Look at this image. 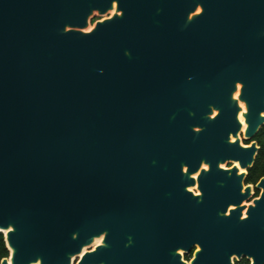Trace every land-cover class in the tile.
I'll use <instances>...</instances> for the list:
<instances>
[{
    "label": "water",
    "instance_id": "water-1",
    "mask_svg": "<svg viewBox=\"0 0 264 264\" xmlns=\"http://www.w3.org/2000/svg\"><path fill=\"white\" fill-rule=\"evenodd\" d=\"M262 125L264 0H0V264H264Z\"/></svg>",
    "mask_w": 264,
    "mask_h": 264
},
{
    "label": "flooded vegetation",
    "instance_id": "flooded-vegetation-1",
    "mask_svg": "<svg viewBox=\"0 0 264 264\" xmlns=\"http://www.w3.org/2000/svg\"><path fill=\"white\" fill-rule=\"evenodd\" d=\"M263 126V125H262ZM261 126V127H262ZM260 127V128H261ZM259 131V130H258ZM257 134V133H256ZM255 134V135H256ZM240 135H242V134H240ZM240 135H239V137H240ZM255 137V136H254ZM254 137L252 138V139H245L244 137H243V139H244V143H242V144H245V145H248L250 142H252V141H255L254 140ZM255 143H256V141H255ZM257 144V143H256ZM258 146V145H257ZM259 147V146H258ZM227 163V162H226ZM254 163V162H253ZM232 166H234V163H232V164H227L226 166H222V164L220 165V167L221 168H223V169H229V168H231ZM252 166H253V164H252ZM251 166V167H252ZM202 167L204 168V169H208V167L206 166V165H202ZM251 167H249L247 170H243L242 172H245V175H244V177L242 178V185H243V187L244 186H246V185H250V195H249V197L246 199V200H244L243 202H242V204H244V205H248V204H251V202H252V200L254 199V198H256V197H258V195H259V193H260V188H257L256 187V184L258 183V181L262 178V177H264V174L263 175H260L259 177H257V179L254 181V182H246V179H247V177H248V171H249V169L251 168ZM196 173L195 174H193L192 175V177H196ZM188 190H190V191H192L195 195H197V194H199V191L197 190V187H196V184L194 185V186H190V187H188ZM231 208H233L232 206H229V209H231ZM245 210L246 209H243L242 210V216H244L243 214H245ZM6 245V244H5ZM195 249H196V246H194L188 253H185L184 255H183V258H184V260H186V261H189L191 258H192V256H193V253H194V251H195ZM9 256V255H8ZM7 256V257H8ZM3 258H5V257H3ZM2 258H0V260H1ZM246 259H241V260H239V261H237V260H235L234 259V264H237L238 262H244ZM247 261H249V260H247Z\"/></svg>",
    "mask_w": 264,
    "mask_h": 264
},
{
    "label": "trees",
    "instance_id": "trees-1",
    "mask_svg": "<svg viewBox=\"0 0 264 264\" xmlns=\"http://www.w3.org/2000/svg\"><path fill=\"white\" fill-rule=\"evenodd\" d=\"M259 150L255 156L253 166L249 169L248 177L246 182H254L257 177L264 174V125L259 129L257 134L254 137ZM9 251L6 248L3 234L0 233V258L7 257ZM237 264H249V261L245 260L244 262H238Z\"/></svg>",
    "mask_w": 264,
    "mask_h": 264
},
{
    "label": "bare ground",
    "instance_id": "bare-ground-1",
    "mask_svg": "<svg viewBox=\"0 0 264 264\" xmlns=\"http://www.w3.org/2000/svg\"><path fill=\"white\" fill-rule=\"evenodd\" d=\"M236 96H237V94H234V97H236ZM239 105L241 107V112L238 114V118H239V120H240V122L242 124V128L241 129H242V131H244V129H245V123H244V119H243L242 114H241L242 111H244V105H243L242 102H240ZM233 163H234V166H238L237 162H233ZM242 171L243 170L241 168H239V172H242ZM100 242H101V237L94 240V244H99ZM83 251H85V249Z\"/></svg>",
    "mask_w": 264,
    "mask_h": 264
},
{
    "label": "rangeland",
    "instance_id": "rangeland-1",
    "mask_svg": "<svg viewBox=\"0 0 264 264\" xmlns=\"http://www.w3.org/2000/svg\"><path fill=\"white\" fill-rule=\"evenodd\" d=\"M112 12H109L107 15H109V14H111ZM107 15H103V16H98L96 13H94L93 14V17L91 18V21H90V26H92L93 25V23H94V21L96 20V19H101V18H103V17H105V16H107ZM90 26L88 27V29L90 28ZM235 94H237V93H235ZM231 140H234V138H232ZM240 142H242V143H244V139H243V135H240ZM233 162L231 161V162H225V163H223L222 164V166H226L227 164L229 165V164H232ZM94 245H96V244H94ZM76 262V261H75ZM74 262V263H75Z\"/></svg>",
    "mask_w": 264,
    "mask_h": 264
},
{
    "label": "snow or ice",
    "instance_id": "snow-or-ice-1",
    "mask_svg": "<svg viewBox=\"0 0 264 264\" xmlns=\"http://www.w3.org/2000/svg\"><path fill=\"white\" fill-rule=\"evenodd\" d=\"M88 31H91V30H88ZM185 171H187V169H185ZM9 231H11V229H9ZM199 251V249H197Z\"/></svg>",
    "mask_w": 264,
    "mask_h": 264
}]
</instances>
